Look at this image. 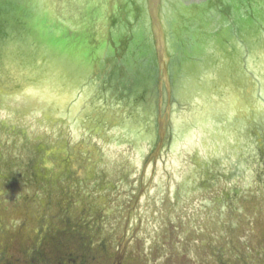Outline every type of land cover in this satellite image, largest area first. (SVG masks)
Wrapping results in <instances>:
<instances>
[{"label":"water","instance_id":"obj_1","mask_svg":"<svg viewBox=\"0 0 264 264\" xmlns=\"http://www.w3.org/2000/svg\"><path fill=\"white\" fill-rule=\"evenodd\" d=\"M0 228L264 264V0H0Z\"/></svg>","mask_w":264,"mask_h":264},{"label":"flooded vegetation","instance_id":"obj_2","mask_svg":"<svg viewBox=\"0 0 264 264\" xmlns=\"http://www.w3.org/2000/svg\"><path fill=\"white\" fill-rule=\"evenodd\" d=\"M83 229L31 238L20 228H0V264H145L142 257L147 255L132 248L126 230L114 242L100 236L101 228H90V235Z\"/></svg>","mask_w":264,"mask_h":264}]
</instances>
